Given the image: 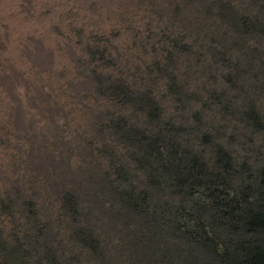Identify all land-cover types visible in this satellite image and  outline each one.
<instances>
[{"label": "rangeland", "instance_id": "374dc122", "mask_svg": "<svg viewBox=\"0 0 264 264\" xmlns=\"http://www.w3.org/2000/svg\"><path fill=\"white\" fill-rule=\"evenodd\" d=\"M221 1L239 25L224 23L219 32H210L213 21L205 4ZM13 4L15 8L11 4L0 11V237L10 244V257L0 258V264L13 259L11 234L25 227L21 224L28 214L47 216L52 231L64 233L61 244L52 240L41 251L42 258L45 250L54 253L44 264H84V249L74 247L70 235L73 217L60 209L62 196L74 183L83 184L91 161L104 164L99 149L108 140L98 120L120 107L110 95L113 85L124 82L145 91L152 86L161 96L160 68L172 56L177 59L176 83L190 91L161 100L166 105L174 99L190 102V123L196 124L193 130L184 127L179 140L189 151L209 156L211 147L199 129L209 130V144L223 145L233 167L218 173L215 165H195L194 171L213 176L193 197L182 202L184 193L161 195L173 198L179 209L182 228L176 234L168 225L149 232L131 227L130 232L154 233L163 248L162 264H245L252 253L264 251V230H249L245 223L252 213H264V0ZM225 27L228 41H240L234 47L238 64H229L221 47L214 49L225 41ZM183 110L172 105L165 113L179 119ZM90 167L97 169L96 164ZM117 239L113 235L105 247L107 257L112 254L110 264L115 250L137 255L144 245L137 239L120 247ZM62 253L64 259L56 260L55 254Z\"/></svg>", "mask_w": 264, "mask_h": 264}, {"label": "trees", "instance_id": "16d2710c", "mask_svg": "<svg viewBox=\"0 0 264 264\" xmlns=\"http://www.w3.org/2000/svg\"><path fill=\"white\" fill-rule=\"evenodd\" d=\"M205 9L213 21V27L208 26V29L211 28L210 32H219L224 23L239 25L237 15L233 12L229 14V5L223 1L209 3V6L206 3ZM202 24L205 26L207 23ZM222 34L225 35V41H218L214 49L221 47L229 64H238L234 47L240 41H228L226 27ZM190 46L193 44L188 47ZM210 46L211 44L207 51L211 49ZM170 59L168 63L162 61L160 68L164 78L161 96L152 86L145 91L124 82L121 86L113 85L110 95L120 107L113 109L106 118L98 120L105 133L101 134L108 140V143L103 140L99 149L101 155H104V164L99 163L101 161H91L87 165V176L83 184L74 183L62 196L60 209L73 217L70 235L74 240L73 246L79 244L84 249L81 251L87 257L84 264H110L108 260L112 258V254L107 257L105 247H108L113 235L117 236L120 247H128L137 239L144 241L137 255H134V251L124 254L122 249L115 250L113 264H125V261L126 264H162L163 248L156 242V235L134 236L130 228H140L141 231L147 229L149 232L168 225L172 226L171 234H176L182 228V224L177 221L179 209L173 205V198L162 199L161 195L184 193L182 202L193 197L196 190L201 189L207 183L206 180L213 176L194 171L195 165H215L219 168L218 173L227 172L233 167L232 158L223 145L209 144L212 140L209 130L197 128L203 133L204 142L211 147L209 156L189 151L179 140L181 132L185 131L184 127L193 130L196 124L190 123L189 115H192L194 107L190 102L182 104L184 100L174 99L171 105H166L167 102L161 100L166 94L174 97L190 91L188 86L176 83L177 59L174 60L173 56ZM172 105L184 109L181 118L166 115V106ZM198 127H202L200 123ZM97 150L95 148L94 154H91L92 159ZM94 164L97 167L95 170L90 167ZM90 201L99 211V216L97 213L93 214ZM166 207L169 208L167 211ZM170 208L174 211L169 212L172 210ZM43 216L26 215L25 222L23 220L24 223L21 224L25 227L11 234L16 244L14 257L8 261L9 264H44L54 254L45 250L46 254L42 258L41 251L47 247V243L56 240L61 244L64 241V233L52 231L50 220ZM245 223L249 230H264V213H252ZM9 248L8 239L0 237L2 260L10 257ZM64 248L67 251L71 249ZM55 255L59 256L56 260L64 259V253ZM245 264H264V251L252 253Z\"/></svg>", "mask_w": 264, "mask_h": 264}, {"label": "bare ground", "instance_id": "6f19581e", "mask_svg": "<svg viewBox=\"0 0 264 264\" xmlns=\"http://www.w3.org/2000/svg\"><path fill=\"white\" fill-rule=\"evenodd\" d=\"M13 3H14V0H0V11H2V9H4V10H5V9H8L7 6H8V5H11V4H12L13 7H14V4H13ZM17 3H18V2H17ZM17 3H16V4H17ZM17 6H19V5L17 4ZM10 7H11V6H10ZM14 8H15V7H14ZM14 8H13V9H14ZM9 10H11V8H10ZM5 11H6V10H5ZM5 11H4V13H5ZM7 12H8V11H7ZM1 13H2V12H1ZM4 13H3V14H4ZM1 15H2V14H1ZM8 15H9V14L7 13V15L5 16V19H7L6 17H7ZM14 16H16V15H14ZM1 19H2V18H1ZM8 19L10 20L11 17L8 18ZM12 19H14V18H12ZM16 19H18V16H17ZM16 19H15V20H16ZM19 19H20V18H19ZM21 20H22V19H21ZM23 20H24V19H23ZM6 21H7V20H6ZM11 21H12V20H11ZM14 22H15V21H14ZM17 22H20V21L18 20ZM27 22H28V21H27ZM8 23H9V22H8ZM11 23H12V22H11ZM20 23H22V22H20ZM23 23L26 24V22H24V21H23ZM2 24H3V23H2ZM4 24H6V23H4ZM28 24H29V22L27 23V26H28ZM14 25H15V24H14ZM18 25H19V24H18ZM22 25H23V24H22ZM5 26H7V25H5ZM8 26H9V25H8ZM11 26H12V24H11ZM11 26H10V27H11ZM20 26H21V25H20ZM6 28H9V27H6ZM11 28H12V27H11ZM17 28H18V27H17ZM22 28H23V27H22ZM9 29H10V28H9ZM19 29H20V28H19ZM17 30H18V29H17ZM7 31H8V30H7ZM15 31H16V30L14 29V32H15ZM19 31H20V30H19ZM14 32H13V33H14ZM16 33H17V32H15V34H16ZM11 34H12V33H11ZM15 34H14V35H15Z\"/></svg>", "mask_w": 264, "mask_h": 264}]
</instances>
